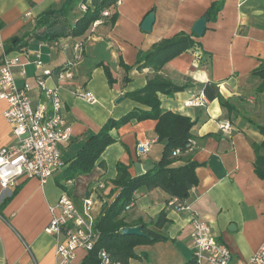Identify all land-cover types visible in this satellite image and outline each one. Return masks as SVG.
<instances>
[{"label": "crops", "instance_id": "obj_1", "mask_svg": "<svg viewBox=\"0 0 264 264\" xmlns=\"http://www.w3.org/2000/svg\"><path fill=\"white\" fill-rule=\"evenodd\" d=\"M65 1L0 0V66L4 45L10 49L11 57H20L19 65L13 69L14 76L20 88H30L35 102L39 98L37 77L74 61L77 39L62 38L48 43L29 38L37 18L61 8ZM116 1L118 19L114 28L108 30L100 25L99 34L84 42L74 77L62 84L53 75L47 78L48 87H59L63 115L71 130L69 140L58 146L64 167L45 185L36 178L23 177L8 196L0 187V264H57L56 251L62 238L47 234L45 229L52 218L50 208L57 205L64 193L58 182L88 139L97 135L109 120L148 110L127 94L143 89L153 71L134 67L125 83L126 72L121 63L135 66L140 52H148L157 43L178 34L192 35L199 49L165 64L161 75L186 88L174 96L159 94V100L164 111L196 122L191 131L196 146L179 155L175 166L184 165L186 159L198 163L199 183L186 201L190 207L187 211L169 206L171 198L161 189L136 194L134 204L125 213L129 227L147 225L155 230L153 225L164 213L167 223L162 234L167 240L136 247L130 264H189L193 259L194 213L230 249L231 264H248L264 244V180L255 172L254 148L264 140L254 126L264 125V92L257 93L261 79L254 75L264 62V0ZM217 2L222 3L217 20L207 21L204 36L197 37L193 26ZM78 13L79 10L75 11ZM150 13L155 14L152 30L142 31ZM26 14L30 18L26 19ZM35 55H40L44 69H37L33 63ZM103 66L110 69L113 85ZM206 83L218 85L230 109L218 99L208 98L204 107L186 105L193 96L204 94ZM85 93H92L96 102L83 99L80 95ZM6 109L7 104L0 100V149L16 143L4 117ZM225 122L232 127L229 133L220 129ZM155 127L153 120H133L111 131L114 143L107 147L93 172L63 182L71 189L74 203L81 207L84 200H93L92 212L98 219L105 205L112 204L119 194L113 184L119 164L127 166L132 177L151 171L162 159L165 148ZM148 141L153 142L150 152L139 156L137 145ZM260 154L264 156V149ZM87 255L79 251L76 263L83 264Z\"/></svg>", "mask_w": 264, "mask_h": 264}, {"label": "trees", "instance_id": "obj_2", "mask_svg": "<svg viewBox=\"0 0 264 264\" xmlns=\"http://www.w3.org/2000/svg\"><path fill=\"white\" fill-rule=\"evenodd\" d=\"M115 3H117L116 0H66L61 8L49 10L37 18L35 30L29 38H37L48 43H57L62 38H73L77 39L78 43L84 44L90 36L99 34L97 28L100 25L108 30L114 28L118 19ZM82 4L87 5L84 12L80 10ZM221 9L222 3H213L204 18L208 22H215ZM77 10L80 11L78 15L75 14ZM104 12H108V15L105 16ZM97 21H100V24L94 28L93 25ZM17 44L18 42H16ZM198 49L199 44L193 40L192 35L178 34L157 43L148 52H140L135 66L131 67L121 63V68L126 72L125 83L129 82L128 73L134 67L138 70L151 68L153 71V75L143 89L127 94V97L132 101L147 107L148 110L146 112L133 111L119 120H109L101 131L97 135L91 136L78 152V155L63 173L62 181L58 182L59 187L72 198L71 189L63 182L67 183L79 176L91 174L107 147L114 143V139L110 135L111 131L118 130L133 120L155 121V132L158 140L164 143L165 148L162 159L144 175L132 177L127 166L118 165V174L113 184L119 190V194L112 204L105 205L101 216L97 219L95 229L98 239L94 250L87 255L83 264H98V253L101 250H106L114 262L130 264L131 259L136 255L134 252L136 247L167 240L162 234V229L167 223L164 213L153 225L155 230H150L147 225H143V231L147 236H125L122 234V229L129 227L125 213L134 204L139 191L161 189L171 199L178 197L180 201L186 202L191 190L198 186L196 169L199 164L186 159L184 165L175 166L179 156H173L177 149L181 151L180 155L188 153L187 145L193 138L191 131L196 122L189 117L164 111L159 100V94L174 96L186 88L176 86L161 75L160 71L163 70L165 64L187 51ZM6 51L10 52V49L8 48ZM103 68L110 85H113L114 79L110 69L107 66H103ZM258 68L254 72V75L261 79L257 93H263L264 62ZM203 91L209 100L218 99L223 107L231 108L220 95L216 83H206L203 86ZM254 126L264 137V125ZM254 148L257 151L255 172L260 179L264 180V156L260 154V151L264 149V140L261 145H254Z\"/></svg>", "mask_w": 264, "mask_h": 264}, {"label": "built area", "instance_id": "obj_3", "mask_svg": "<svg viewBox=\"0 0 264 264\" xmlns=\"http://www.w3.org/2000/svg\"><path fill=\"white\" fill-rule=\"evenodd\" d=\"M87 5L80 6L85 11ZM107 16L108 12H104ZM30 14H26V19ZM100 21L94 23L97 27ZM74 61L58 71L46 70L37 77L39 98L35 102L29 87L20 88L17 85L13 69L19 65L20 57H11L2 45L0 66V100L7 104L4 112L5 119L12 128V135L16 143L0 149V187L6 196L12 194L19 179L36 178L42 185L54 177L64 167L58 146L70 138V128L63 115L64 104L59 87L47 86V78L55 76L60 84L74 77V68L83 52V44L74 45ZM37 69H44L40 55H35L33 62ZM25 74V72H23ZM90 103L96 99L92 93L80 95ZM208 100L204 94L192 97L186 105L189 107H204ZM220 129L229 133L232 130L229 122L222 123ZM153 142L137 145L139 156L150 152ZM196 146L192 138L187 147L188 152ZM181 151L175 150L173 156H179ZM93 200H84L78 207L66 192L62 194L56 206L50 208L51 221L45 232L62 238L57 246V264H77V254L84 251L89 254L95 248L98 233L95 229L96 221L93 214ZM169 206L177 211L190 210L187 202L177 198L171 199ZM191 239L193 242V259L189 264H231L232 253L214 236L211 227L201 221L196 213L192 218ZM36 264V263H34ZM98 264H120L114 262L106 250L98 253ZM248 264H264V244L252 256Z\"/></svg>", "mask_w": 264, "mask_h": 264}, {"label": "water", "instance_id": "obj_4", "mask_svg": "<svg viewBox=\"0 0 264 264\" xmlns=\"http://www.w3.org/2000/svg\"><path fill=\"white\" fill-rule=\"evenodd\" d=\"M154 22H155V14L150 13L142 24V31L151 32ZM206 24H207V20L205 18H201L193 26V33L197 37H203L207 28ZM122 234L125 236H138V237L147 236L146 233L143 231V226L126 227L122 229Z\"/></svg>", "mask_w": 264, "mask_h": 264}]
</instances>
